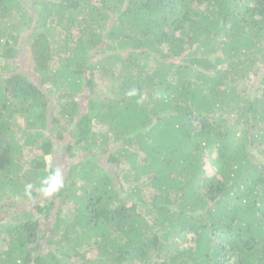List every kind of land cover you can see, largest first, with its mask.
<instances>
[{
  "label": "trees",
  "instance_id": "trees-1",
  "mask_svg": "<svg viewBox=\"0 0 264 264\" xmlns=\"http://www.w3.org/2000/svg\"><path fill=\"white\" fill-rule=\"evenodd\" d=\"M29 1L0 0V264H264V0Z\"/></svg>",
  "mask_w": 264,
  "mask_h": 264
},
{
  "label": "clouds",
  "instance_id": "clouds-1",
  "mask_svg": "<svg viewBox=\"0 0 264 264\" xmlns=\"http://www.w3.org/2000/svg\"><path fill=\"white\" fill-rule=\"evenodd\" d=\"M137 94L136 89L130 90L127 95L135 96ZM65 186V176L63 171L58 167H53L45 176H43L38 185L32 182H28L24 185L23 195L28 199L33 198L34 190L44 198L54 197Z\"/></svg>",
  "mask_w": 264,
  "mask_h": 264
},
{
  "label": "rangeland",
  "instance_id": "rangeland-1",
  "mask_svg": "<svg viewBox=\"0 0 264 264\" xmlns=\"http://www.w3.org/2000/svg\"><path fill=\"white\" fill-rule=\"evenodd\" d=\"M24 1H26V0H24ZM28 1V4H27V10L28 11H32L33 10V8H32V5H31V3H32V1H29V0H27ZM20 16L18 15V18H19ZM31 17V13L30 14H28L27 15V19L26 20H23V19H20L19 21H22L21 23H25V22H29L30 23V18ZM28 29H29V26H23V28L21 29V32L19 33V32H17V30H19L18 29V27L16 26V25H13V26H11V32H13L14 34H16V33H19V34H24V33H26L27 31H28ZM16 31V32H15ZM7 35H9V36H11V34L10 33H8ZM14 40V39H13ZM8 44H5V47L6 48H8L9 47V44L11 43H15V42H13V41H11L9 38H8ZM15 41V40H14ZM20 44V42H18L17 41V45H19ZM28 45V44H27ZM2 48L3 47H0V51H2ZM4 49V48H3ZM25 61H32L31 59H30V56H27V59H24ZM252 76H254V74L252 73ZM96 83H98V84H100V85H102V86H104L103 85V83L101 84V82H100V80L99 79H96ZM105 87V86H104ZM106 88V87H105ZM96 91H100V92H102L103 91V89L102 88H97L96 89ZM106 94H107V91H106V89H104V95L106 96ZM106 159V156H105V158H103L102 159V161H104ZM45 169L47 170V171H49L50 170V167H51V165H52V159H51V157L50 156H48V157H45ZM117 171V170H116ZM118 172V171H117ZM119 173H121L120 172V170H119V172H118V174ZM121 177V176H120ZM122 184H123V186H124V189H125V191L126 192H128L129 191V189H127V187H126V184H125V182H123L122 181Z\"/></svg>",
  "mask_w": 264,
  "mask_h": 264
}]
</instances>
